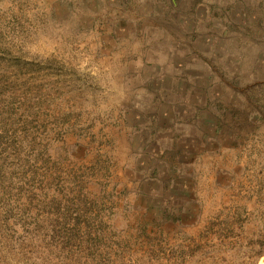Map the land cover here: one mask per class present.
I'll use <instances>...</instances> for the list:
<instances>
[{
	"label": "rangeland",
	"instance_id": "obj_1",
	"mask_svg": "<svg viewBox=\"0 0 264 264\" xmlns=\"http://www.w3.org/2000/svg\"><path fill=\"white\" fill-rule=\"evenodd\" d=\"M0 151V264H264V0H0Z\"/></svg>",
	"mask_w": 264,
	"mask_h": 264
},
{
	"label": "trees",
	"instance_id": "obj_2",
	"mask_svg": "<svg viewBox=\"0 0 264 264\" xmlns=\"http://www.w3.org/2000/svg\"><path fill=\"white\" fill-rule=\"evenodd\" d=\"M11 53V51L10 50H8V49H4V53ZM28 118V117H27ZM27 118H25V120L24 121H26L27 120ZM22 120V119H21ZM26 131V133H27V126L25 127V126H22V128H21V131H20V133H19V137L20 138H22L23 139V137L24 136H26V133H24L25 131ZM21 142H23V140L21 141ZM73 147H76L75 145H73ZM2 152L3 151H0V168L3 166V165H1L2 163V158H1V154H2ZM32 160V158H30V161ZM24 161H25V159H24ZM36 161H37V159H36ZM26 162V161H25ZM37 173V172H36ZM38 175V174H37ZM40 179H38L37 180V187H44V188H46V187H49L48 185L50 184V181L48 180V178H47V175H45L44 173L43 174H40ZM32 178L35 180V175H32ZM33 179H32V182H33ZM30 185H32L31 183H30Z\"/></svg>",
	"mask_w": 264,
	"mask_h": 264
}]
</instances>
